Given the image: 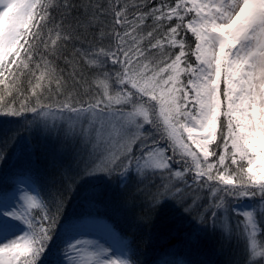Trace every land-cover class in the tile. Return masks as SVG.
Here are the masks:
<instances>
[{"label":"snow or ice","instance_id":"6c2138e0","mask_svg":"<svg viewBox=\"0 0 264 264\" xmlns=\"http://www.w3.org/2000/svg\"><path fill=\"white\" fill-rule=\"evenodd\" d=\"M0 117L12 143L55 145L63 183L0 199V264H140L60 224L78 186L93 204L105 184L175 207L191 246L264 264V0H0Z\"/></svg>","mask_w":264,"mask_h":264},{"label":"trees","instance_id":"16d2710c","mask_svg":"<svg viewBox=\"0 0 264 264\" xmlns=\"http://www.w3.org/2000/svg\"><path fill=\"white\" fill-rule=\"evenodd\" d=\"M71 52L72 49L71 46H69L68 53L71 54ZM58 63L60 68L65 71L70 70L67 68L63 58L58 61ZM1 122L7 123L8 125L12 124L15 126V130L19 126L14 118L0 117V129L2 125ZM15 130L13 128V132H8L3 137L0 136V148L6 147L7 151L6 159L0 162V173L2 175L0 181L8 174L12 176L14 172L20 173L14 166L17 160L20 161V165L23 164L20 160L21 149L18 147L16 148L18 145L13 146V143L10 141V137ZM1 134L3 135L4 133L2 132ZM23 135L24 134L19 136L22 141H24V139L26 140ZM5 139H7L8 143L4 141ZM29 141L35 152V161L33 162L34 156L31 155L26 165L30 167L32 180L36 181L37 177H39L38 182L34 183V181H32L33 185L37 187V184H39L40 188L42 186L45 196L49 194V190L63 191V183L58 178V172L49 166V157L54 150L49 148L48 141L44 144L42 140L35 141V139H32L31 141L29 139ZM41 166L46 172V175L39 171V169H36L37 167L41 168ZM9 179L8 177L7 182L3 184L4 187L10 185L8 182L12 180ZM3 186L1 188H3ZM102 187H110V191H114L105 201L104 199L95 200V203L90 204L88 190H84L83 193L77 190L68 197L64 214L60 218V224L64 225L69 221L75 222L74 213L76 208L82 207L83 202L85 203L87 199L86 202L89 203V206H87L88 211L90 213H96L95 215L101 219L104 218L120 237L122 235V239L131 243L136 251L140 264H159V261H161L162 264H230V262L227 261L229 259H225L223 254L222 256L220 255L216 239L213 241L207 239L202 240L196 247L191 246L187 242L184 227L178 226V210L176 211L175 209L173 218L170 216L171 208L168 207L169 205H167V209L169 210L167 212L161 211L159 208L146 209L143 206H136L130 209L124 205L123 212H120L115 202L120 192L115 187L112 190L110 185H102L101 188ZM102 213L105 215H102ZM84 216L88 215L83 214L78 219ZM138 216L146 217V221L140 222L137 218ZM58 231H61L59 227ZM47 255L46 253V256ZM44 262L48 264V260Z\"/></svg>","mask_w":264,"mask_h":264},{"label":"rangeland","instance_id":"374dc122","mask_svg":"<svg viewBox=\"0 0 264 264\" xmlns=\"http://www.w3.org/2000/svg\"><path fill=\"white\" fill-rule=\"evenodd\" d=\"M1 124H2L1 125V129H0L1 130L0 131V136L1 137H3L8 132L9 133L13 132V128L15 130V126H13L12 124L8 125L7 123L5 124L4 122H1ZM17 128H16V130H17ZM2 132L4 133L3 135L1 134ZM22 134H24L23 137L26 138V140L24 139V141H22L20 139V137H19ZM17 137H19V138L15 139V142L13 143V146L18 145V146H16V148L18 147V148L21 149V152H20L21 158H20V160L23 162V164L20 165L19 164L20 161L17 160L14 163V166L16 167V169L20 173L14 172V174L12 176L10 174H8L7 176H5L3 178L4 180H2L0 182V188H1L3 186V184L5 182H7V178L8 177L10 178L9 180H12V181L8 182V184H10V185L0 189V199H3L5 196H9V195L19 196L21 194V191L23 189H26V188L29 189V190L42 191L43 192L41 185H40L41 186V188H40L39 184H37V187H35L32 184V181H35V180L31 179V174L32 173H31L30 167H28L26 165V162L28 160H30L29 158H31V155L34 156L33 162L35 161V155H34L35 152H34L32 144H30L29 139L31 141H32V139H35V141L36 140H42L43 144L46 141H48V140L44 139L43 137H41L38 134H35V133L29 134L27 132H22ZM4 141L6 143H8L7 139H5ZM48 144H49V148L50 149L52 148L51 150L55 149V145L51 141H48ZM34 165H35V163H34ZM36 169H39V171H41L43 174L46 175V172L43 170L42 166H41V168L37 167ZM1 176L2 175L0 173V177ZM105 185H107V186L110 185L112 187V190L115 187L114 185H111V184H105ZM110 189H111L110 187H102V188H100V194L95 197V200L104 199V201H105L107 199V197L109 198L110 197L109 195L112 192H114V191H110ZM77 190L81 191L83 193L84 190H88V189L87 188H81V187L78 186ZM120 194L121 193L118 194L115 202L118 205L119 211L123 212V209H124V206H125V201H124L125 198H124L123 194H121V195ZM86 201H87V199L85 200V203L83 202L82 207L76 208V211L74 213L75 214V219H74L75 222H77L79 220V223H80V227L78 229V234L84 236L85 238L98 240V241H100L102 243H105V244H108V245H112L113 247L118 246L119 241L122 239L121 238L122 235L120 237V235L115 232V230L112 228V226H110V224L108 222H106L104 218H102V219L99 218L98 216L95 215L96 213H90L88 211V208H87V206H89V203L86 202ZM167 205L168 204H163V205H161L159 207V209L161 211L163 210V211L167 212V211H169L167 209ZM168 207L171 208L170 216L173 218L174 211H175L176 208L172 207V206H168ZM176 211H177V209H176ZM83 214L88 215V216H84L83 218L78 219ZM120 214H122V213H120ZM102 215H105V214L102 213ZM235 219H242V217H235ZM258 219H259V214H258ZM261 230H262V233H264V227H262ZM214 239H216V241L218 242L217 244H218V247H219L218 250H219L220 255L222 256V254H223L225 259H229L230 261L229 260H227V261L230 262V264H232L233 261H238L239 264H244L245 256H244V251H243L242 246L237 245L236 243H221V241L217 237H212L211 239H207V240L213 241ZM257 239L261 243H264V235L258 234ZM173 252H175V251H173ZM158 263L162 264L161 261H159ZM44 264H45V262H44Z\"/></svg>","mask_w":264,"mask_h":264}]
</instances>
